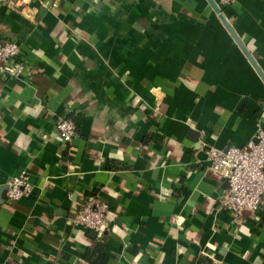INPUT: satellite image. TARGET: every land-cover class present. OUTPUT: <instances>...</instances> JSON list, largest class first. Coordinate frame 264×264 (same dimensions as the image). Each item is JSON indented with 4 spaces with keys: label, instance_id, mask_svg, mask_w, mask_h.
<instances>
[{
    "label": "crops",
    "instance_id": "0c3cea01",
    "mask_svg": "<svg viewBox=\"0 0 264 264\" xmlns=\"http://www.w3.org/2000/svg\"><path fill=\"white\" fill-rule=\"evenodd\" d=\"M25 2L0 0L26 64L0 75V264H264V211L235 226L208 159L264 129V81L208 0ZM221 10L264 74V0ZM92 196L110 231L73 223Z\"/></svg>",
    "mask_w": 264,
    "mask_h": 264
},
{
    "label": "built area",
    "instance_id": "2783aa9c",
    "mask_svg": "<svg viewBox=\"0 0 264 264\" xmlns=\"http://www.w3.org/2000/svg\"><path fill=\"white\" fill-rule=\"evenodd\" d=\"M21 3L26 4L25 0ZM231 0H218L220 8ZM26 64L22 57L21 45L15 40L0 42V75L18 79L25 75ZM59 138L71 143L76 136L73 119H61L57 125ZM209 171L214 178L228 180L229 187L220 201L219 208L228 211L232 222L238 226L246 212L264 211V129L260 128L256 138L246 147H231L228 150L211 148L208 152ZM35 186L26 173L12 177L7 182L6 197L9 201L28 198L35 192ZM110 206L99 197H89L80 207L73 223L76 226L99 234L110 231Z\"/></svg>",
    "mask_w": 264,
    "mask_h": 264
},
{
    "label": "water",
    "instance_id": "95a60500",
    "mask_svg": "<svg viewBox=\"0 0 264 264\" xmlns=\"http://www.w3.org/2000/svg\"><path fill=\"white\" fill-rule=\"evenodd\" d=\"M208 2L210 3V5L213 8V10L215 11V13L222 20V22L224 23V25L226 26V28L228 29V31L230 32V34L232 35V37L234 38V40L236 41V43L243 50V52L245 53V55L247 56V58L249 59V61L251 62V64L254 66V68L256 69V71L258 72V74L261 76L262 80L264 81V74L260 70L259 66L255 62V60L252 57V55L244 47V45H243L242 41L240 40L239 36L237 35V33L234 31V29L232 28V26L230 25V23L228 22V20L224 16V14H223L220 6L218 5V3L215 0H208ZM228 187H229V182H228V180H226L225 181L224 188H227L228 189Z\"/></svg>",
    "mask_w": 264,
    "mask_h": 264
}]
</instances>
